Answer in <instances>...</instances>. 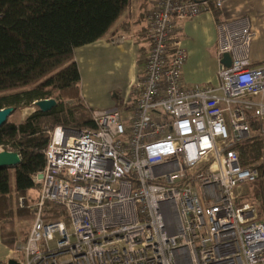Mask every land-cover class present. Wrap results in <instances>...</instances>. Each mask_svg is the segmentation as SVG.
Instances as JSON below:
<instances>
[{
	"label": "built area",
	"instance_id": "built-area-1",
	"mask_svg": "<svg viewBox=\"0 0 264 264\" xmlns=\"http://www.w3.org/2000/svg\"><path fill=\"white\" fill-rule=\"evenodd\" d=\"M222 2L153 0L125 108L91 109L94 128L49 131L31 225L13 247L18 264H264L258 204L234 194L258 177L237 144L264 135V64L250 58L249 19L218 23L216 85L181 75L179 21ZM51 205L66 219L48 215Z\"/></svg>",
	"mask_w": 264,
	"mask_h": 264
},
{
	"label": "trees",
	"instance_id": "trees-1",
	"mask_svg": "<svg viewBox=\"0 0 264 264\" xmlns=\"http://www.w3.org/2000/svg\"><path fill=\"white\" fill-rule=\"evenodd\" d=\"M128 1L0 0V109L14 107L0 126V147L20 156L17 165L0 166V233L8 245L27 237V231L20 237L16 222L33 218L31 207L39 190L34 177L45 166L49 131L58 125L95 127L92 108L81 95L78 67L72 60L75 49L101 38ZM44 98H54L57 104L44 112L37 108L21 121L11 119L15 112ZM56 106L61 109L56 110ZM80 111L83 117H78ZM252 128H257L255 122ZM237 150L242 166L256 163L258 177L254 182L259 191L252 199L262 205L264 135L253 134L239 142ZM20 196L25 197L23 207L18 205ZM61 213L63 209L52 205L48 215Z\"/></svg>",
	"mask_w": 264,
	"mask_h": 264
},
{
	"label": "crops",
	"instance_id": "crops-1",
	"mask_svg": "<svg viewBox=\"0 0 264 264\" xmlns=\"http://www.w3.org/2000/svg\"><path fill=\"white\" fill-rule=\"evenodd\" d=\"M152 5L153 0H129L125 10L101 38L75 49L72 60L80 73L81 95L90 108L112 106L113 99L108 95L114 88L123 102L129 98L132 84L141 73V56L149 48L147 14ZM239 17H247L254 32L250 45L252 63L264 64L263 0H223L220 7L212 4L211 11L178 23L176 35L186 53L181 68L184 84L218 83L217 25ZM121 35L125 36L122 40L111 41ZM108 86L112 88L109 92L106 91ZM13 246L3 241L0 233L2 264L14 259Z\"/></svg>",
	"mask_w": 264,
	"mask_h": 264
},
{
	"label": "rangeland",
	"instance_id": "rangeland-1",
	"mask_svg": "<svg viewBox=\"0 0 264 264\" xmlns=\"http://www.w3.org/2000/svg\"><path fill=\"white\" fill-rule=\"evenodd\" d=\"M115 39V38H114ZM112 88H109L106 87V91H110ZM110 96V98L112 97V106L113 107H118L120 110H123L125 108V103L122 101V98L121 96H119V91L117 89H112L111 92H110V95H108V97ZM110 106V107H112ZM56 110H59L61 109V106H56L55 107ZM37 109V106H26V107H23L22 109H20L19 111L15 112L11 119L13 120H18V121H21L25 116L29 115L30 113L34 112L35 110ZM84 116V112L83 111H80L78 112V117H83ZM253 134H256V133H253ZM1 150V149H0ZM250 166H254L256 167V163L250 165ZM257 168V167H256ZM256 182H247L245 184H243L240 188H236L234 190V194L235 196L237 197H241V200L243 201H250V202H255V200H253V196L255 195L256 192L259 191V186L255 185ZM32 195H34L35 197V192H31ZM264 195V194H263ZM256 202L258 204V210H259V213H260V218L261 219H264V201L261 205V201L256 199ZM52 206V205H51ZM64 216V212L63 214H59V215H55V216H51L52 218H63ZM31 221H32V218L29 219V220H18L16 222V225H17V228L19 229L18 232H20V234L22 232H25L27 231L28 232V229L30 228V225H31ZM27 234V233H26ZM24 234H21V236H23ZM25 239H22V240H19L17 242V244L21 243V242H24ZM14 247V246H13Z\"/></svg>",
	"mask_w": 264,
	"mask_h": 264
},
{
	"label": "water",
	"instance_id": "water-1",
	"mask_svg": "<svg viewBox=\"0 0 264 264\" xmlns=\"http://www.w3.org/2000/svg\"><path fill=\"white\" fill-rule=\"evenodd\" d=\"M222 62L226 65L230 64V55L225 53L222 58ZM57 104L54 98H44L34 101V105L40 111H48ZM13 106H7L0 109V126H2L13 112ZM20 162V156L15 151L0 150V166H14ZM40 177V176H39ZM9 264H18L15 259H10Z\"/></svg>",
	"mask_w": 264,
	"mask_h": 264
}]
</instances>
